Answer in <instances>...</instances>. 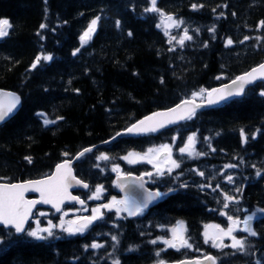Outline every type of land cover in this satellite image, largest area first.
Listing matches in <instances>:
<instances>
[{
	"label": "trees",
	"instance_id": "1",
	"mask_svg": "<svg viewBox=\"0 0 264 264\" xmlns=\"http://www.w3.org/2000/svg\"><path fill=\"white\" fill-rule=\"evenodd\" d=\"M157 7L183 25L167 27L166 35L160 15L147 10L150 0H0V19L12 25L9 35L0 38V89L22 97L18 114L0 126V183L47 177L92 147L75 163L76 174L92 192L102 187L105 198L120 196L114 169L152 172L146 164L126 163L123 157L129 153L169 145L180 165L163 176L152 175L151 188L166 198L139 216L106 211L85 231L70 235L60 228L61 215L42 210L57 226L46 240L0 227V264H155L210 252L219 264H264V82L243 98L196 112L181 125L127 133L193 93L228 83L263 63L264 0H160ZM97 17L95 32L82 42ZM184 28L192 39L181 47ZM170 37L176 39L170 43ZM41 55L53 59H42L33 69ZM44 120L55 122L45 125ZM192 136V155L181 153ZM225 194L239 203L224 208ZM254 214L257 236L238 234L244 250L213 251L205 243L209 225L227 228L228 216L244 221ZM181 223L192 247L163 253L161 242Z\"/></svg>",
	"mask_w": 264,
	"mask_h": 264
},
{
	"label": "snow or ice",
	"instance_id": "2",
	"mask_svg": "<svg viewBox=\"0 0 264 264\" xmlns=\"http://www.w3.org/2000/svg\"><path fill=\"white\" fill-rule=\"evenodd\" d=\"M203 7V5H193V8ZM148 11L158 13L161 17V24L165 26V34L168 35L167 27H177L179 28L183 25V20H176L171 15H165L161 9L157 7V0H151V8L147 9ZM99 18L93 19L88 27V29L83 33L81 37L82 42H87L88 39L91 38V35L95 32L96 26ZM119 23V22H117ZM160 25H158L159 27ZM44 27V25H41ZM261 27H264V21H261ZM12 28L8 19H0V38L7 37L9 35V29ZM212 32H215V28L211 29ZM184 35L181 39L178 40V43L181 47L184 46L185 40H191L192 36L188 34V29L184 28ZM131 35V33H129ZM175 37H170L169 42ZM247 39V37L245 38ZM233 41L231 39H227L226 46H231ZM207 47V45H205ZM78 51V50H77ZM76 53H73L75 55ZM44 61H52L53 57L51 55H41L38 56L35 62L32 64V68L35 69L37 65L40 64L41 60ZM220 77H217L219 79ZM264 79V64H261L258 68L252 69L251 72L246 73L245 75L237 77L232 81V85L236 87L233 88L232 85H227L222 88L213 89L208 91L206 89H201L199 92L193 93V100H185L178 108H173L169 112H157L153 116L147 117L145 120H141L139 123L132 125L127 129V133L130 134H140L146 132H155L160 128L166 126V123H175L176 122V114L179 111V119L187 120L195 117L196 112L201 105H196L194 100L196 98H204L205 94L207 97L208 105H217L221 102H226L230 98L241 97L244 95V85L248 83L254 82L256 79ZM11 97L9 103L4 104L0 103V123H3L8 119L16 110L17 105L19 104V97H16L13 94H8ZM264 95V92L261 93ZM188 107H185V106ZM55 121L44 120L45 125H49L54 123ZM241 135L243 136V130H241ZM244 142H247V137H244ZM195 143V136L188 138V146L185 148H181L180 152H187L189 155H192V149ZM86 151H91L90 149H86ZM214 151V149H213ZM156 152L159 154L167 153V159L164 161L165 164H169L170 167L167 171L171 172L173 168H179L180 165L177 161L171 159V148L168 145H163L159 149H148V153L140 154V153H129L128 156L123 157V159L127 160L128 163H139L141 161H147L148 163H153L154 159H158L157 157H152L150 154ZM83 154V153H82ZM81 154V155H82ZM101 159L107 160V156L100 157ZM29 162H31V158H27ZM156 167V172L158 175L163 176L165 169L158 166L157 164H153ZM227 167H234L233 165H228ZM119 169H114V171H118ZM70 166L68 164H61L57 167L56 173L54 175L49 176L47 179H40L35 181H28L26 183H12L0 184V225L9 226L15 230V233L25 234L27 237H32L35 240H46L48 237H52L54 235L53 229L57 226L52 224L49 221V226L46 228L39 227L40 221L36 220L37 227L34 230H27L26 224L30 219L33 218V209L35 206L40 204H50L57 212L61 211V205L64 203L66 199L78 200V197H72L68 194V187L70 186V179H75V177H70ZM259 175V173H257ZM146 176L151 177L153 173L147 172ZM199 175L203 176L204 173L200 172ZM143 180V177L140 178ZM228 182L231 183L233 178L228 176ZM77 184H80L81 181H76ZM143 187V185H140ZM83 187L87 188V184H83ZM102 187H98L96 189V195L94 198L99 199V194L102 192ZM29 191L39 192L40 199L39 200H27L25 199V193ZM239 191V189H237ZM162 195H166V193H150L147 200L143 205L136 204L135 202H129L127 199L124 201H116L113 199L111 204H105L103 207L111 210L114 206L116 207V211H127L129 215L135 216L139 215L144 208L147 207L148 202L160 198ZM223 207L228 208V202L239 203V201L235 200V197L229 196L225 194ZM83 204V201H79ZM97 215L85 217L81 222H69V226L67 228L64 227V222L61 221L60 228L63 231L68 232L70 235L78 232H83L95 219L99 218L100 209L97 208L94 210ZM226 215V213H222ZM39 215L43 216L45 213L41 212ZM229 221L231 222V227L227 230L220 228L219 225H209V228L215 229L213 233L205 232V243L212 241V247H228L227 245H223L222 241L224 237H230L233 243L230 247L236 249L237 251H242L245 249V242L243 239H238L233 235V232L238 230L239 225L241 223L244 224L240 231L248 233L250 236H257V232L254 231L251 227V221L254 219V215L248 216V218L244 221H240L238 219H233L232 216H228ZM78 224V226L73 227L72 225ZM174 239L171 241H165L169 245V247L177 248V241L179 242L180 247L191 248L192 245L188 243L186 239H184L183 232L186 231L183 224L181 223L177 228H173L172 230ZM43 233H47V236L43 235ZM115 239V238H114ZM220 241V243H217ZM3 241H0L2 243ZM155 243V241H153ZM91 247L98 248L100 245L93 244ZM159 255V253H157ZM207 260L212 261L215 264V259L212 256L206 257ZM114 264H119V261H115ZM160 264H164V261L161 260Z\"/></svg>",
	"mask_w": 264,
	"mask_h": 264
},
{
	"label": "water",
	"instance_id": "3",
	"mask_svg": "<svg viewBox=\"0 0 264 264\" xmlns=\"http://www.w3.org/2000/svg\"><path fill=\"white\" fill-rule=\"evenodd\" d=\"M158 1L159 0H157V2ZM261 64H264V62L261 63ZM260 65L254 67V68H258ZM254 68H252V69H254ZM252 69H250L249 71H247V72H245V73H243V74H241L239 76H242V75H245L248 72H251ZM232 81H230L228 83H225V84H222V85H220L218 87H215L213 89L222 88V87H225L227 85H232ZM263 82H264V79H259L258 78L254 82H252V83L245 84L244 85V95L243 96L230 98L228 101L221 102L220 104H217V105H208V103H207V97H206V94H205L204 100H198V99H195L194 100V103L196 105H201V107L198 108L197 112L200 111V110L216 108V107L221 106V105H223V104H225L227 102H230L232 100L243 98L245 96L246 91L249 88H251V87H253V86H255V85L259 84V83H263ZM232 87L235 88L236 86L235 85H232ZM213 89H211V90H213ZM211 90H209V91H211ZM9 93L15 95L16 97H19V104L17 105V108L14 111V113L8 119H6L5 122L0 123V126L6 124L11 119H13L18 114V112L20 111V109L22 107V97H21V95L19 93H17V92H14V91H11V90H7V89H0V103L7 104V103L10 102L11 97L8 95ZM186 100H193V98L186 99ZM184 101H182L179 105H181ZM178 106L175 107V108H178ZM185 107H188V106L186 105ZM179 114L180 113L178 111V113L176 114V122L175 123H166V126L163 127V128H160L158 131L175 127V126L179 125L180 123H182L183 121H185V120H181V119L178 118L179 117ZM155 132H157V131H155ZM147 133H150V132L140 133V134H137V135H142V134H147ZM119 136H122V134L115 136L114 138H112L111 140H108L105 143L107 144V143L111 142L112 140L118 138ZM89 149L91 151H94L96 149V147H92V148H89ZM88 152H90V151H86L85 150L83 152V154H86ZM82 155L80 154V155H78L73 160H68V161H65V162L61 163V164H68L70 166V169H71V171H70V177H75V179H70V181H69L70 186L68 187V190L67 191H68V194L70 196H72V197H78V200L66 199L64 201V203L61 205V211H59V212H57L50 204H40V203H38L35 206V208L33 209V218H34L35 213L39 209H49V210L54 211L57 214H60L61 212L64 211V209H65L66 206H71V205L77 204L80 207H85V201L79 195L73 194L77 190L89 191V189L91 187L89 183L83 181L82 179H80L76 175V171H75L74 165L80 159V157ZM166 157H167V153L161 154L158 157L157 161H163ZM61 164H59V165H61ZM57 167L54 169V171H53V173L51 175H54L56 173ZM51 175H49V176H51ZM49 176L44 177V178H40V179H47ZM141 177H143V180L140 179ZM40 179H33V180H27V181H19V182H14V183H26L28 181H35V180H40ZM76 181H81V183L80 184H77ZM117 183L120 186V188L123 190L124 194H126V195H128L130 197H133V198L137 199L141 205L144 204V202L147 200V198H148V196H149L150 193H156L157 192V191H153L150 188H148V186H147V180H146V177L144 175H141V176L140 175H137V174L120 175V176L117 177ZM0 184H3V183H0ZM7 184H12V183H7ZM83 184H87L88 187L87 188L83 187ZM141 184L143 185V187L140 186ZM25 199H27V200H39L40 199V193L39 192H34V191L26 192L25 193ZM159 199L160 198L154 199V200L148 202V204H150L152 202H156ZM79 201H83V204H81ZM33 218L30 219L28 221V223L26 224L25 227H26L27 230H28V228L30 226V223L32 222ZM253 222H254V220L251 221V227L253 225ZM0 227H3L5 229H7V230H14L13 228H11L9 226L0 225ZM16 234L18 236L23 235V234H18V233H16ZM217 243H219V241H217ZM209 256H212L215 259V264H217L216 258L213 255H209ZM167 264H213V262L207 260L206 257H203V258L185 259V260H182V261H179V262H173V263H167Z\"/></svg>",
	"mask_w": 264,
	"mask_h": 264
},
{
	"label": "rangeland",
	"instance_id": "4",
	"mask_svg": "<svg viewBox=\"0 0 264 264\" xmlns=\"http://www.w3.org/2000/svg\"><path fill=\"white\" fill-rule=\"evenodd\" d=\"M163 146V145H162ZM169 146V145H168ZM161 147V146H160ZM160 147H158L157 149H159ZM170 147V146H169ZM171 148V147H170ZM148 153V152H147ZM144 154H146V153H144ZM143 155V154H142ZM152 157H157V156H159L160 154L159 153H156V152H153V153H151L150 154ZM171 159H173V157L171 156ZM166 160V159H165ZM164 160V161H165ZM155 161V159L153 160V163H148L147 161H141V162H139V163H128V161L127 160H125V162L126 163H128L129 165H137V164H148V165H151V166H153V164L155 163V164H157L158 166H160V167H162L163 169H165V172L167 171V169L170 167V165L169 164H165L164 163V161L163 162H161V163H156V162H154ZM147 165V166H148ZM153 168H154V171L156 172V167H154L153 166ZM164 172V173H165ZM119 174H122V169L120 168L118 171H116V175H119ZM96 195V191L94 192V193H92V194H90L89 195V197H88V200L90 201V202H92V203H94L92 206H91V210H92V212H91V215L90 216H95V215H97V213L94 211L95 209H97V208H99L100 209V214H99V218H101V216L103 215V212L104 211H116V207L114 206L111 210H109L108 208H105V207H103L105 204H111L112 203V201H113V199H115L116 201H124V200H128L130 203L131 202H135L136 204H138L134 199H132V198H130V197H127V196H117V197H115V196H110L109 198H104V193H103V190H102V192L99 194V199H96V198H94V196ZM164 198H166V196H164ZM163 198V199H164ZM117 212V211H116ZM41 213V212H40ZM43 213H45V215H43V216H41L40 215V217H38L36 220H39L40 221V224H39V227H42V228H46V227H48L49 226V221H51V220H49V212H47V211H45V212H43ZM89 213V209L88 208H82V209H74V210H67V211H65L63 214H61V221H63L64 222V224H66L67 225V227L69 226V222H73V221H78V220H80L81 218H83L86 214H88ZM117 214L119 215V214H121V215H128V216H130L131 217V215H129L128 214V212L127 211H120V212H117ZM256 217H258V215L257 214H254V218H256ZM99 218H97V219H99ZM36 220H35V225H34V227H33V229L32 230H34L36 227H37V224H36ZM43 220H45V221H47V225H43L42 224V222H43ZM52 222V221H51ZM52 224H54L53 222H52ZM73 227H76L77 225L76 224H74V225H72ZM179 226V225H178ZM177 226V227H178ZM176 227V228H177ZM229 227H231V224H230V226ZM229 227H227V228H224V227H222V226H220V228H222V229H224V230H227ZM244 227V224L243 223H241L240 225H239V228H238V230H236V231H234L233 232V235L234 236H236L237 238H238V234H241V233H246V232H243V231H240L239 229H242ZM207 232H209V233H213L214 231H215V229H212V228H207V230H206ZM185 235V231L183 232V236ZM171 237H172V240L174 239V237H173V233L171 232ZM228 244V245H231L232 243H233V241L231 240V238L230 237H224L223 238V241H222V244L223 245H225V244ZM183 248V247H182Z\"/></svg>",
	"mask_w": 264,
	"mask_h": 264
},
{
	"label": "flooded vegetation",
	"instance_id": "5",
	"mask_svg": "<svg viewBox=\"0 0 264 264\" xmlns=\"http://www.w3.org/2000/svg\"><path fill=\"white\" fill-rule=\"evenodd\" d=\"M149 167L150 168H153V166H151V165H149ZM147 172H149V171H147ZM146 172V173H147ZM155 174H157V172H155ZM151 179H152V176L151 177H148V180H149V187L151 188V186H150V183H151ZM117 186V185H116ZM118 187V193H119V195L120 196H125V194L123 193V190L119 187V186H117ZM151 189H153V188H151ZM153 190H158V189H153ZM159 191V190H158ZM161 192V191H160ZM77 193H79V192H77ZM162 193V192H161ZM163 196V198H164V195H162ZM133 199V198H132ZM87 203H88V201H87ZM76 205H74V206H72V207H75ZM87 207H90L89 206V204H87ZM86 207V208H87ZM146 210H144V211H142L139 215H141L142 213H144ZM139 215H135V217L136 216H139ZM128 216V215H127ZM132 217V216H131ZM86 230V229H85ZM172 240V237L171 238H169V239H164L161 243V250H162V252L163 253H166V252H168V251H173V252H178V251H180L181 249H182V247H180L179 246V242L177 241V248H172V247H169V245L167 244V243H165V241H171ZM225 245H227V244H225ZM228 247H212V245L210 246V249L212 250V249H216V248H219V249H221V248H224V249H229V248H231L230 247V245H227ZM164 261V264H167L168 262H177V261H167V260H163ZM180 261V260H179ZM157 263H160V262H157Z\"/></svg>",
	"mask_w": 264,
	"mask_h": 264
},
{
	"label": "bare ground",
	"instance_id": "6",
	"mask_svg": "<svg viewBox=\"0 0 264 264\" xmlns=\"http://www.w3.org/2000/svg\"><path fill=\"white\" fill-rule=\"evenodd\" d=\"M39 53V52H38ZM37 55V54H36ZM31 65V64H30ZM42 68V67H41ZM182 124V123H181ZM180 124V125H181ZM115 195V194H114ZM31 229V228H30ZM166 235V234H165ZM160 239H161V237H160ZM165 239V238H164ZM160 247H161V245H160ZM210 247V246H209ZM206 248V247H205ZM208 248V247H207ZM207 250V249H206ZM213 250V249H212ZM183 251H185V250H183ZM210 250H208V252H209ZM213 251H215V250H213ZM170 252V251H169ZM206 253H207V251H206ZM211 253V252H210ZM209 254V253H208ZM211 254H214V253H211ZM217 255V254H216ZM163 256V255H162ZM161 256V257H162ZM163 258H165V257H163ZM224 263V262H223Z\"/></svg>",
	"mask_w": 264,
	"mask_h": 264
}]
</instances>
